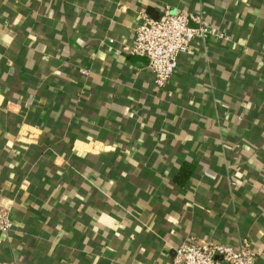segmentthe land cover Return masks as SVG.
Returning <instances> with one entry per match:
<instances>
[{
	"label": "crops",
	"instance_id": "1",
	"mask_svg": "<svg viewBox=\"0 0 264 264\" xmlns=\"http://www.w3.org/2000/svg\"><path fill=\"white\" fill-rule=\"evenodd\" d=\"M140 10L220 35L156 88L122 49ZM0 205V264H168L241 239L264 264V0H0Z\"/></svg>",
	"mask_w": 264,
	"mask_h": 264
},
{
	"label": "built area",
	"instance_id": "2",
	"mask_svg": "<svg viewBox=\"0 0 264 264\" xmlns=\"http://www.w3.org/2000/svg\"><path fill=\"white\" fill-rule=\"evenodd\" d=\"M139 15L140 19L133 28L132 43L122 49L130 55L146 58V67L156 88L164 86L176 68L177 55L188 50L192 38H202L211 33L220 35L209 28L199 15L188 11L165 12L156 19L147 18L143 10ZM78 71L85 74L87 68H79ZM11 226L8 208L0 205V232L9 230ZM255 255L245 239L235 247L211 242H180L173 248L168 264H253Z\"/></svg>",
	"mask_w": 264,
	"mask_h": 264
},
{
	"label": "trees",
	"instance_id": "3",
	"mask_svg": "<svg viewBox=\"0 0 264 264\" xmlns=\"http://www.w3.org/2000/svg\"><path fill=\"white\" fill-rule=\"evenodd\" d=\"M189 172H190V167L189 166H187V167H185L183 169L181 168L180 175L183 174L182 179H186V177L189 174ZM182 179L179 182H182L183 181Z\"/></svg>",
	"mask_w": 264,
	"mask_h": 264
}]
</instances>
